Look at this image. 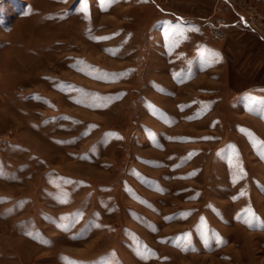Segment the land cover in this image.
Segmentation results:
<instances>
[{"label": "rangeland", "instance_id": "obj_1", "mask_svg": "<svg viewBox=\"0 0 264 264\" xmlns=\"http://www.w3.org/2000/svg\"><path fill=\"white\" fill-rule=\"evenodd\" d=\"M82 6L0 0V264H264V0Z\"/></svg>", "mask_w": 264, "mask_h": 264}, {"label": "snow or ice", "instance_id": "obj_2", "mask_svg": "<svg viewBox=\"0 0 264 264\" xmlns=\"http://www.w3.org/2000/svg\"><path fill=\"white\" fill-rule=\"evenodd\" d=\"M113 2H115V0H102V3H104V4H111V3H113ZM82 4H83V6H82V8H81V11H84V12H87V8H88V0H82ZM261 143H264V142H261ZM3 173L2 172H0V175H2ZM254 213L252 214V216H253V218H254ZM245 223H249V224H251V222L250 221H245Z\"/></svg>", "mask_w": 264, "mask_h": 264}, {"label": "built area", "instance_id": "obj_3", "mask_svg": "<svg viewBox=\"0 0 264 264\" xmlns=\"http://www.w3.org/2000/svg\"><path fill=\"white\" fill-rule=\"evenodd\" d=\"M250 24V23H249ZM262 36V35H261Z\"/></svg>", "mask_w": 264, "mask_h": 264}]
</instances>
